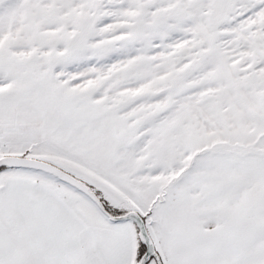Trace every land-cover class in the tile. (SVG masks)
<instances>
[{
  "label": "snow or ice",
  "instance_id": "obj_1",
  "mask_svg": "<svg viewBox=\"0 0 264 264\" xmlns=\"http://www.w3.org/2000/svg\"><path fill=\"white\" fill-rule=\"evenodd\" d=\"M0 264H264V0H0Z\"/></svg>",
  "mask_w": 264,
  "mask_h": 264
}]
</instances>
